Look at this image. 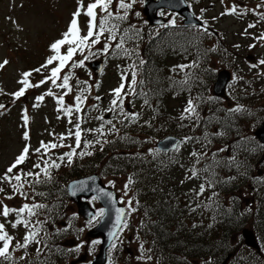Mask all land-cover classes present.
<instances>
[{"label": "trees", "instance_id": "16d2710c", "mask_svg": "<svg viewBox=\"0 0 264 264\" xmlns=\"http://www.w3.org/2000/svg\"><path fill=\"white\" fill-rule=\"evenodd\" d=\"M100 15L102 13L99 10V17ZM112 23L118 24L119 28H129L131 25L140 24L141 20L137 17L130 18L128 14L127 19L114 20ZM149 29L146 26L147 41L144 44L141 43L142 49L134 56V62L138 68L136 79L139 78V81H143V83L138 86L137 96L132 99V102L134 105L133 111L137 112L138 110L139 115H142L139 120L141 126H143L141 120L144 117L157 122L162 110L164 109L166 113L168 111L170 114L168 120L176 121L181 125L179 132L193 137L180 153L183 155V161L186 164L192 157L194 159L197 158L190 155L192 150L203 154L209 151L210 140L208 136L199 135V131L203 127L208 126L211 119L213 129L216 128L224 136L227 134L229 137L234 135L236 140H238L241 128L238 127L237 123L242 119L246 111L242 114L232 113L222 106L221 98L212 95L210 87L215 77V70L209 69L205 47L199 41L195 43L194 52L197 66L196 69L191 70L196 71L192 76H188L187 80L191 89L193 87L192 82L195 80L196 83L200 82L194 90V103L196 111L200 110V113H203L205 109L208 110L205 113L208 120L204 122L201 117H198V120L196 119L195 121V126L190 128L187 124L177 121L179 117L177 118L174 114L177 107L173 109L164 108L163 103L169 93L165 88L167 83L163 82L167 71L161 66L164 52L160 48V44L165 43L167 39L170 40L172 36L167 29H163L158 33H153ZM104 41L112 45L110 51L113 52L112 49L115 48L117 42L107 41L106 38ZM220 47L218 45V49ZM153 48H158V50L155 51ZM160 59L161 65L159 63ZM140 60H143L144 63L140 64ZM238 62L240 66H243L245 60H238ZM228 65L231 66L230 64ZM163 72L164 75L161 74ZM167 76L169 77L168 72ZM195 76L196 78H194ZM170 77H172L171 74ZM258 78L256 75H241V89L235 95L244 105H247V101L253 102L256 99L257 102L262 101L264 92L257 90L260 88ZM182 88H185V86H181ZM173 92H176V90L171 93L173 94ZM145 99L148 100L147 104L144 103ZM254 118L256 121L251 129H254L262 121V119L259 120L258 114H254ZM234 125L238 127V130H235ZM169 128L170 126L165 124L162 130L156 127V131L160 134L175 133L174 130ZM212 128L210 133L213 130ZM132 132L130 130L128 134ZM123 136H126V134ZM89 138L93 139L92 137ZM130 142V138H123L122 141L120 139L118 141L110 139L105 141L103 145L96 144L94 146L91 144L83 151L90 152L92 153L91 155L81 156L79 155L80 152H76L77 154L73 156L71 163L64 160L63 163L57 162L60 167L50 169V180L43 173L40 175L41 183H34V177L22 176L21 182L23 180L29 181L23 188V191L28 194L27 198L24 197V200L27 201L26 203L36 202L46 205V208L38 210V215L39 211L42 212L41 216H44L42 220L47 221L43 225V230L39 233V237L44 238L45 233H47V237L41 240L39 247H41L42 251L39 255H31L32 253H37L38 247L33 242L27 249H18V255L16 257L12 256L13 261L11 262L0 258V264H60V261L68 252L66 246L70 243L67 237L78 235L75 232H71L75 224L66 210L69 200L65 190V182L72 177L82 176L95 170L102 175H106L105 173L108 170H105V166L97 165L98 161L105 158L108 160L114 159L110 170L112 172L108 174H133L136 176L137 172L140 171L141 173L139 177L136 176L137 182L136 187H134L138 191L136 196L140 198L139 202H137L139 219L135 235L140 244L145 241L148 245V250L150 251L147 252L146 256L152 257L151 260H147L148 264H156V262L167 264H208L209 261H211V264H222L225 257L230 253L231 257L227 262L234 260V264H264V168L262 163L259 167L256 162L257 151H259L261 157L264 147L259 142L250 137L242 145L236 146L235 152L237 154L241 153L248 157L246 166L243 165L238 170L220 169L221 165L215 163L211 167V171L202 177V181L206 182L205 190L199 195L197 193H199L200 187L197 184L190 185L191 188L185 182H176L173 185L166 184V182L174 180L177 159L173 156L153 157L146 167L143 165L144 161H141L138 157L121 161L127 146H135L130 144ZM211 156H213V153ZM209 167L207 168L209 169ZM252 167L260 169V176L254 180L256 181L255 184L251 183L249 185L248 179L252 175L250 171ZM29 171L34 172L28 166L21 165L14 174ZM202 171L203 167L200 166V175ZM162 181L165 184H162ZM208 181L212 182V187L207 186ZM145 182L148 186L143 185ZM48 184L54 185V187L49 190L47 187L50 185ZM4 188L8 190L9 186ZM39 193L44 195H38ZM150 196L156 197L155 200L150 202L148 198ZM249 198L250 200L248 201ZM144 200H147V202ZM37 216L30 219H34V222L37 220L35 219ZM39 220H41V217ZM246 227L250 228L256 238L260 240V252H256L243 244L240 231ZM12 233L16 241L22 242L25 229L23 226H19L13 229ZM45 243L47 247H44ZM12 245H15V241L12 242ZM240 250H247V255L242 257ZM22 256L24 259H20ZM123 260L129 262L130 259L125 258ZM144 264H147V262L144 261Z\"/></svg>", "mask_w": 264, "mask_h": 264}, {"label": "rangeland", "instance_id": "374dc122", "mask_svg": "<svg viewBox=\"0 0 264 264\" xmlns=\"http://www.w3.org/2000/svg\"><path fill=\"white\" fill-rule=\"evenodd\" d=\"M203 1L204 5H206V2L209 0ZM110 7L113 12L116 11V0H113V4ZM133 7L138 9L139 12H142V3L139 0L133 4ZM76 9L77 0H0V63H3L4 60L8 61V63L3 68H0V105L4 106L3 108H0V176H3L7 167L14 161L15 157L19 155L25 144L30 146V152L27 158L26 166L34 170V172L39 171V169L33 168V164L37 162H39L42 167L44 161L56 160V162L63 163V160H59L58 157L62 156L63 153L70 151L72 148H76L75 137L69 136L68 132L70 130L75 132L76 129L74 128V124L78 122V118H80L79 123L81 129L85 130L81 133V137L83 138L78 150L84 149V141L88 137H92L93 139L86 141L94 142L96 139V141H99L98 145H103L105 141H109L110 139H115L116 141L120 139V141H122V138L133 137L137 143L132 147L127 146L126 152L123 153L121 157V161L127 158L138 157L141 161H144L143 165H145V162L153 153L149 150H155L156 141L163 137L164 134H167L157 133L156 127H159L160 130H162L164 125L167 124L172 130L175 131V133L179 132L181 125L176 121L172 122L168 120L170 114L168 111L166 113L164 109L162 110L157 122H153V120H149L148 118L144 117L141 120L143 126H141L140 122H137L138 124L135 123L134 127H132L130 124L132 122L125 118V109L124 113H121L118 108L113 111L109 110L112 108L110 102L113 99V93L111 90L118 87L121 83L120 73L124 71L130 74V81L132 78V71H135L136 75L138 74L137 69L135 70L130 67L131 65H134L132 55L138 53V48L134 44V36L132 31H129L125 35L124 30L128 29L127 27L119 28L116 33L117 39L114 41L119 42L121 36H123L124 48L130 50L132 54L124 55L122 50H117L115 54L110 50L108 53L99 52L98 50L103 48L101 39V42L93 46L91 49L92 53H95V55H93L89 60H86L83 67H71L73 61H79L83 59V56L81 57L78 55L76 57L75 55L72 61L68 62V64H70H67V71L65 73H68L69 71L72 73L71 79L69 80L71 91L68 89L58 88L51 84L50 81H46L39 87H28L24 94L18 98L12 95V93H15L21 87H23V85L19 83V81L23 79L21 75L22 73H31V75L28 77L30 84H36L40 80L45 79L46 76L50 75V69L55 67L58 64V61H53L52 64L48 65L46 68H42L39 72L32 70L40 68L41 65L45 64V61L49 56L55 55V53L49 48V45L60 37L62 38L61 34L67 30L69 21L72 18V13L75 12ZM259 12L264 15V9L263 11ZM85 20L86 16L81 13V15L78 17V22L82 35L86 34L87 32V23ZM247 24L248 20H245L244 30L241 28V33L244 32L243 40L245 41V45L242 46V49L240 46L238 51L239 53L244 54L243 57H245V59L243 60H249L247 63L244 62V65L240 66L239 62L231 60L235 57L217 56L215 54H211L209 58V63L212 66L210 70H215L217 72L222 68H227L233 72L232 79L226 90L228 95L227 101L222 100V106L225 109L227 108L229 111L230 109H234L237 105L243 106L242 110L239 112L231 111L232 113L236 114H242L246 111L243 114L244 118L242 117V119H240L237 123L239 125L238 127L241 128V134L239 135L238 140H236L234 135L229 137L227 134L224 136V134H220V131L216 130V128H212V119L209 120V125L203 127L199 131V135L203 137L208 136L210 140V149L201 158H199V162L197 163L198 166L203 164L204 167H212L215 163H219L221 165L220 169L222 168L224 170L225 168L238 170L239 168H242L243 165L246 166L248 157H246V155H242L241 153H238L240 154L238 155L235 152L237 149L236 146L242 145L245 140L253 137L254 129H251V127L256 121L254 114L259 115V120L264 119V96L261 102H257L256 99V101L253 102L247 101V105H244L242 102H240V100L237 99L235 95L241 89V75L258 76V80H260V88L257 90H259V92H264V65L258 64L259 60L264 59V41L258 40L260 44L254 49H249V45L253 44L255 40H253V38H247ZM256 24H258L260 28L258 30L259 32L257 33V35L260 36L261 33H264V22H257ZM224 26L232 28L233 24L228 20H222L218 22V30L224 28ZM235 28L236 26H233V29ZM245 30H247V33ZM252 30L255 31V29ZM107 35V32L104 33V38ZM60 52L61 54L65 53L63 52V49L60 50ZM85 54H87V50L84 55ZM191 58H193L191 54L184 58L182 57L181 53H177L175 57L169 58L167 60V72L171 69L173 64L185 62ZM91 59L102 61V71L97 75H95L89 67L88 62ZM226 60H228V62H224ZM253 61L255 62L253 63ZM165 62L166 60H164L163 63ZM228 64L231 66L227 67L226 65ZM250 64H257V67L252 68L250 67ZM187 69H189V67L184 70ZM167 72L165 73L163 82L167 83L170 79L172 81L169 83V85L176 88H172L170 90L168 89L169 96L166 98L163 105L164 108L167 109H173L177 107L174 111V114L178 118L184 112V108L186 107L187 101L190 98L195 102L194 90L200 82L196 83V80L192 82V89L188 83V85L185 86L186 89L182 88L181 91L175 95L171 92L173 90H177L181 84L179 80H174V77L177 76L185 79V75L188 74L189 76H192L194 72L191 71V69L185 74H178L175 72L176 74L174 73L172 77H170L171 72H168L169 77L167 76ZM65 73H61V79L57 81L58 84L62 82V76ZM161 74L164 75V72ZM233 74H235L237 77L235 81L233 80ZM194 78H196V76ZM78 80L87 81V85L78 84ZM82 87H87L88 91L84 92L86 99L81 106V111L76 112L74 109V105L76 103L74 98ZM49 89L52 90L55 96L64 95L67 93L64 95V105L73 106V112L71 115L66 114L62 110H58L55 96L45 95L42 101L36 100L37 96L46 93ZM97 96L100 97L99 100L95 99ZM132 97L133 95L129 94L124 98L123 108L128 101L130 103L132 102ZM130 103L129 105H131ZM252 103L253 105L251 106ZM34 104H38L39 106L33 107ZM93 105H96V107H93ZM107 112L109 113V117L104 118V114ZM207 112V109H205L203 113H200V110H197L198 117H201L202 121L204 122L208 120L205 116V113ZM25 114L28 117L26 126L25 121L22 119V116ZM141 116L142 115H139V118ZM98 117H102V119H98ZM196 119L197 117H195V119L192 121L191 118H188L187 125L190 128H193V126H195ZM105 121H111V123H105ZM177 121H179V118ZM102 124L103 134L93 131H86L87 129H99ZM147 124L149 125L145 128ZM113 125L118 131H109ZM234 127L235 130L238 128L236 125H234ZM211 128L213 130L210 133ZM26 130L29 133V138L27 140L23 138V133ZM130 130L133 132L123 136V131L129 132ZM62 134L65 136V139L61 141L60 136ZM86 135L88 137H86ZM253 139L255 138L253 137ZM41 141L45 143H62L64 146L50 149L47 153H44L43 149L40 153H36L35 149L40 147ZM220 149H224V151H220ZM193 151L194 150L191 152ZM257 152V165L260 167L262 163L264 168V152L261 157L259 151ZM212 153H216V155L211 156ZM232 157L235 159L230 160ZM192 159L193 157L191 160ZM191 160L188 161V165H190ZM64 161H68L67 158H65ZM113 162V158L109 160L105 158L97 162L98 166H105V170H108L105 173L106 175L102 176V180L106 183L112 181V185L124 187L128 182L127 178L133 177V174H108L109 172H112L110 170L113 166ZM19 167L20 165L16 170H18ZM16 170L14 169V172ZM250 171L252 175L248 179L249 185L251 183L255 184L256 181L254 180L258 179L260 176V169L252 167ZM135 175L139 177L140 171ZM201 178V175L197 178H194L197 185L200 183ZM13 183H15V181H13ZM5 186L9 185L7 183L0 184V187L4 188ZM53 187L54 185H50L47 188L51 190ZM6 188H4L5 191L3 193H0V200H3L4 204H7L10 207L18 208L23 203L27 202L24 200V196L20 195L15 196L11 200L5 199L6 195L11 194V188L9 187L8 190H6ZM249 200L250 198L248 201ZM90 202L92 204V200H90ZM66 210L67 213H69V217H71L75 224L73 231L78 234L74 237L68 236L67 239L71 245H80V247L76 253L72 252L69 257H64L60 261V264H67L68 261H70L72 258H75L79 254L86 253L87 259H89L95 253L94 245L86 235V232L91 227V225H88L87 221H85L81 216L78 218L76 217L75 212H77V209L73 202L68 201ZM41 215L42 212L39 211V215L35 219H39L41 217L42 220L44 216ZM135 218L136 215H130V225L127 231L124 233L123 242L121 244L119 243L117 248L112 253L114 255L113 258H118L117 260L120 261V264L125 263L122 262V259H124L128 252H135L136 248L138 247V243L132 240L134 231L132 225L135 223ZM12 219H15L14 214L10 215L8 218L9 221ZM0 222H4L3 217H0ZM6 229L11 235L13 234V228H11L10 223L6 224ZM127 239L130 240L129 243L127 242ZM14 241L16 242V239H14ZM240 251L242 257L248 253L247 250ZM18 253L19 250L16 249L12 252V256H17ZM31 255L39 254L32 253ZM140 255L141 251L139 250L134 258H137ZM117 260L112 261L111 264ZM156 264H159V262H156ZM228 264H234V260L229 261Z\"/></svg>", "mask_w": 264, "mask_h": 264}, {"label": "snow or ice", "instance_id": "6c2138e0", "mask_svg": "<svg viewBox=\"0 0 264 264\" xmlns=\"http://www.w3.org/2000/svg\"><path fill=\"white\" fill-rule=\"evenodd\" d=\"M136 2L137 0H116V11L113 12L110 7L113 4V0H93V2H90L87 4L86 10L84 9L82 0H77V9L75 12L72 13V18L69 21L67 30L61 34L62 36L61 39H57L49 45V48L55 53V55L49 56L46 59L45 64L41 65L40 68L34 69L32 71L39 72L42 68H46L48 65L52 64L53 61H58V64L55 67H52L50 69V75L46 76L45 79L40 80L36 84H30L28 80V77L31 75L30 72L22 73L21 75L23 79L19 81V83H21L23 87H21L15 93H12V95L18 98L24 94L25 90L28 87H39L40 85L44 84L46 81H50L51 84L55 85L58 88L68 89L69 91H71V86L69 84V80L71 79V76H72L71 71H69L68 73H65L62 76L61 83L59 84L57 83V81L61 79L60 73L62 69L65 68V66L68 64L69 61H72L73 56L77 52H80L81 54H83L87 50V54L83 55V59L79 61H73L71 64L72 68L83 67L85 64V61L89 60L93 55H95V53H92L91 49L93 46L101 42V37L104 35V33L106 32L108 33L106 37L107 41L116 40L117 39L116 33L119 30V25L116 23H112V21L127 19L129 10L133 7V4H135ZM140 2L143 3L144 0H140ZM97 8H99L100 13H102V15H100L99 17L98 22H97V13H96ZM201 11H204V10L202 9ZM82 12L88 18L87 19V32L86 34H83V35L80 32V27H79V22H78V17L81 15ZM235 12H236V6H233L231 9H226L224 13H221V15L234 14ZM137 15H139V13H137ZM261 18L264 19V15H262ZM168 24L174 25L175 20L169 19ZM251 27H254V25L249 24V28ZM135 29H136V26L131 25L128 29L124 30V33L126 35L129 31H133ZM245 32L247 33V30H245ZM135 34H138V32H136ZM254 38L257 40L264 41V33H261L260 36L254 37ZM65 44L68 45L66 53L61 54L60 48L61 46ZM234 47L239 48L240 45H234ZM254 47L255 45H249V49H252ZM110 48H112V45L106 42L104 44V47L102 49H99L98 51L103 52V53H108ZM116 50H122L124 55L132 54L130 50L124 48V37L123 36H121L119 42L115 44V48L112 49L114 54L116 53ZM7 63L8 61L4 60L3 63H0V68H3ZM143 63L144 61L140 60V64H143ZM258 64L264 65V59L259 60ZM130 67L134 69L135 65H131ZM178 67L183 69V68L189 67V65H179ZM250 67L255 68L257 67V64H250ZM131 77H132L131 81L126 86L125 84L126 74L122 73L120 85L111 90V92L113 93V99L110 102L112 105V108L109 109L110 111H113L118 108L121 113H124V108H123L124 98L129 94H132V95L136 94L135 85L137 83V80H136L135 71H132ZM236 79H237L236 75L233 74V80L235 81ZM77 83L87 85V81L78 80ZM140 83L142 84L143 81H140ZM182 83H187V80L183 81ZM126 87L129 91H125ZM86 91H88V88L82 87L74 98L76 102L74 105V109L76 112L81 111V106L83 105L86 99V97L84 96V92ZM66 94L67 93H65L64 95ZM140 94L145 95L144 93H140ZM45 95L55 96L52 90L49 89L46 93L40 96H37L36 100L42 101ZM64 95L55 96L57 100L58 110H62L66 114L71 115L73 112V106L64 105ZM95 99L99 100L100 97L97 96L95 97ZM144 103L147 104L148 100L145 99ZM38 106H39L38 104L33 105V107H38ZM3 107H4L3 105H0V108H3ZM93 107H96V105H93ZM242 107L243 106L237 105L234 109H230V111L239 112L242 110ZM124 114H125V118L128 119L130 122H134L139 117V113H136V112L124 113ZM194 116L197 117V120H198V113L196 111V105L194 101L190 98L187 101V105L184 108V112L181 114V119L183 120L185 118H191ZM22 119L25 121V126H26L27 121H28L27 115L26 114L23 115ZM79 119L80 118H78V122L74 124V128L76 129L75 132H72L71 130L68 132L69 136L75 137L76 148L80 147L81 133L82 131H85L81 129ZM98 119H102V117H98ZM105 123L110 124L111 121H105ZM102 130H103V124L101 125L99 129H87L86 131H93V132H98L100 134H103ZM109 131L111 132V131H118V130L115 129V126L113 125V127L110 128ZM23 138L25 140L29 138V133L27 130L24 131ZM63 139H65V136L62 134L60 136V140L62 141ZM192 139L193 137H185L182 141H179L176 144H174L173 149L175 151H179L180 145L182 143H187L188 141ZM91 143H92L91 141H84L85 147L89 146ZM63 146L64 145L62 143L61 144H57L53 142L45 143L41 141L40 147L36 148L35 152L40 153L41 150L43 149L44 153H47L50 149H55L57 147H63ZM76 148H72L70 151L63 153V155L58 157V159L62 161L65 158H67L68 162L71 163L73 156L77 154ZM149 151L154 152L158 150L150 149ZM220 151H224V149H220ZM29 152H30V146L28 144H25V146L23 147L19 155H17L14 161L7 167L3 176H0V184L7 183L9 187L11 188V194L5 196V199L7 200H11L17 195L24 196L25 198H27L28 194L23 191V188L25 184L29 183V181L23 180V182H21L22 176L34 177L35 178L34 183H41L42 182L40 180L41 173H43V175L47 179L50 180L51 179L50 169L60 167V164H58L56 160L44 161L43 167L41 166L39 162H37L33 164V168L39 169V171L37 172L29 171L26 173L17 172L14 174V169H17L19 165L23 164L26 161V159L28 158ZM91 154L92 153L90 152H80L79 153V155L81 156L91 155ZM190 155L194 157H198L197 159V163H198L199 158H201L204 154L193 151L192 153H190ZM215 155L216 153H213V156ZM234 159H235L234 157L230 158V160H234ZM204 170L205 171L208 170L207 166L205 167ZM199 171L200 170L195 168L194 166L191 169V175L188 178L191 179V178L197 177L199 175ZM13 181H15V183H13ZM132 182H133L132 178L129 177L128 182L124 186L125 189H127L129 184H131ZM109 183L111 184L113 182L109 181ZM207 186L212 187V182L208 181ZM76 190H83V189L77 188ZM204 190H205V184H201L200 191L199 193H197V195H199L200 193H203ZM4 191L5 189L3 187H0V193H3ZM38 195H44V194L39 193ZM102 197H107L109 200H111L112 193L106 192L104 189H100L99 194L93 195L91 197V200L96 201L98 199H101ZM128 204L131 205V201H128ZM0 206H2L0 207V217L4 218V222H0V258H2L5 261L11 262L13 261V257L11 254L13 251H15L16 249H21V248L27 249V247L33 242H35L38 245L37 254H39L42 251L41 247H39V245L41 244V240L46 239L47 237V233H45L44 238L39 237V233L43 230V225L47 221L37 219L33 222V220L30 218L37 216L38 210L46 208V205L33 202L31 204L23 203L20 207L14 208V207L8 206L7 204H4L3 200H0ZM131 210L134 211L135 209H131ZM115 211H116L115 223L113 225V230L109 233V237L113 240L112 244L110 245L109 252H111V250L116 247L115 237L117 236L118 231L123 230L120 227V225L123 224L125 227L127 226V222L123 220V216L125 215V209L117 208ZM106 213H107L106 208L96 209L95 213L91 215L90 219L87 221L88 225H91L93 222L99 223L101 220H103ZM12 214H14L15 219L9 221L8 218ZM9 223H10L11 228L13 229L18 228L19 226H23L25 229L22 242L16 241L14 247L12 246V242L14 241L15 238L6 229V224H9ZM99 243H100L99 240L92 241L93 245L99 244ZM44 247H47L46 243L44 244ZM79 247L80 245H77V250L79 249ZM140 251H141V255L137 257L138 260H143V259L151 260L152 259L151 256H147V257L144 256L145 250H144L143 244L140 245ZM20 259H24V257L22 256L20 257Z\"/></svg>", "mask_w": 264, "mask_h": 264}, {"label": "water", "instance_id": "95a60500", "mask_svg": "<svg viewBox=\"0 0 264 264\" xmlns=\"http://www.w3.org/2000/svg\"><path fill=\"white\" fill-rule=\"evenodd\" d=\"M184 6L185 4L183 0H146L143 6V13L146 15V18L150 24L165 23L166 20L157 16L156 12L160 8H169L180 11L182 15L186 17L184 20L185 24H200L201 21L196 19L188 9L183 8ZM90 66L95 72H98L101 68V62L93 61L90 63ZM229 77L230 73L226 69H223L217 73L216 81L213 85V91L215 94L221 95L224 92L225 85ZM254 135L264 144V120L254 131ZM178 140L179 138L169 135L157 142V147L161 149H170L178 142ZM66 188L70 199L76 203L78 214L86 220L90 219V216L93 215L95 211L94 208L90 206L88 201L82 200L81 197L88 198L94 194L98 195L100 189H104L106 192L112 193L111 200H109L107 197L98 199L102 208L107 209V213L103 220H101L96 226L92 227L87 232V235L91 238H101L98 253L92 258L89 264H104L106 261L107 248L112 242V239L109 237V233L113 230V225L115 223V210L117 208L125 209V207L119 203L115 189L103 184L100 175L97 173H92L72 179L67 183ZM77 188H82L83 190H76ZM242 236L246 245L256 248V250L259 251V244L256 241L252 230L244 228L242 230Z\"/></svg>", "mask_w": 264, "mask_h": 264}, {"label": "flooded vegetation", "instance_id": "af4514ba", "mask_svg": "<svg viewBox=\"0 0 264 264\" xmlns=\"http://www.w3.org/2000/svg\"><path fill=\"white\" fill-rule=\"evenodd\" d=\"M191 3H192L191 9L194 11V13L197 16H200L201 19H203L204 24L199 30H197L195 27H189L190 31L194 33H199L200 31L204 30V39H205L204 42L208 45V48L211 53L213 51L214 44L215 45L222 44L226 52L227 53L230 52L232 57H235L237 59H243L244 54L239 53L238 51L240 48H236L234 47V45H240L242 49V46L244 45V42H245L243 40L244 32L241 33V28L244 30V20H245L244 14L246 11L249 12L251 10H255L258 8L263 10L264 0H261V1L260 0H209L206 2V6H201L198 3V1H194V0H191ZM233 6H236V12L234 14L221 15V13H224L226 9H231ZM202 9L204 11H201ZM167 17L169 18V16ZM222 20H228L229 22H232L233 26H236V28L233 29V26L232 28L228 26L226 27L224 26V28L218 30V22ZM173 26L176 30H180L182 28L188 29V27L182 26V18L179 15H177V21ZM193 37L195 38L194 35ZM154 200L155 198H149L150 202ZM94 205H95V211H96V201H94ZM97 209H99V207H97ZM94 225H96V222H94ZM93 240L100 241L99 238H94ZM98 245L99 244L94 245L95 253L98 250ZM115 248H113L111 252H109V249H108V252H107L108 260L106 264L112 263L111 255H112V252L115 250ZM128 254L130 256L132 264L133 262H138L137 259L133 258L134 252H131V253L128 252ZM70 255L71 253L68 252L65 255V257H69ZM90 258L87 259L84 256V258L82 259L80 256H78V257L72 258L70 261L67 262V264H88ZM142 263L144 264L143 261ZM159 264H167V263L160 262Z\"/></svg>", "mask_w": 264, "mask_h": 264}]
</instances>
